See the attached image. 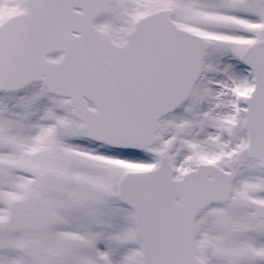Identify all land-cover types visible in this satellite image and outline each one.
Instances as JSON below:
<instances>
[{
    "label": "water",
    "instance_id": "95a60500",
    "mask_svg": "<svg viewBox=\"0 0 264 264\" xmlns=\"http://www.w3.org/2000/svg\"><path fill=\"white\" fill-rule=\"evenodd\" d=\"M25 3V11L0 24V88L19 89L42 80L49 90L74 96L60 90L87 88L90 79L92 86L113 91L110 103L92 114L111 122L103 125L107 131L121 124L124 140L113 141L139 148L153 143L158 120L190 95L209 43L178 27L167 8L138 18L119 45L94 26L112 0ZM55 52H62L60 59L47 60ZM241 59L256 81L247 98L249 145L242 156L258 159L264 167V41L248 46ZM214 168L201 164L174 179L164 157L156 171L123 175L119 198L135 213L142 264H203L194 253L193 221L223 193L221 172Z\"/></svg>",
    "mask_w": 264,
    "mask_h": 264
},
{
    "label": "rangeland",
    "instance_id": "374dc122",
    "mask_svg": "<svg viewBox=\"0 0 264 264\" xmlns=\"http://www.w3.org/2000/svg\"><path fill=\"white\" fill-rule=\"evenodd\" d=\"M163 6L173 9L181 26L212 39L211 56L237 57L248 43L264 38V0L259 5L252 0H115L111 12L99 19L97 25L110 31L119 41L136 18ZM24 8V0H0V22ZM218 71L222 72L219 68L210 69V72ZM241 79L234 82L219 77L206 79L199 85L193 99L162 121L161 140L156 145L157 150L166 148L171 155L178 170L176 176L190 167L194 158L196 161H220L218 152L224 166H231L238 172L234 199L226 206H212L198 217L195 247L199 253L201 246H208L199 253L206 264H264V169L257 160L244 161L239 157L240 148L246 144V130L242 127L245 119L241 115L243 100L239 93L234 97L235 116L231 106L232 89L238 85L243 91L251 84L249 78ZM40 89L41 85L35 84L32 90L25 91L24 96L21 95L23 102L33 100L36 103L41 98ZM202 101L203 107L200 106ZM18 131L21 128L18 127ZM225 135L228 136L227 144ZM63 136L61 132V146ZM192 154L194 158H191ZM70 163L76 169L86 167L85 162L76 163L71 159ZM82 172L85 179L93 178L103 183L93 173ZM116 172L110 177L111 185L117 178ZM107 193H101L96 203L88 200L87 210L81 209L80 212L72 209L70 200L59 198L64 219L69 220V216L83 218L75 231L84 233L98 220L102 224L96 229L98 236L91 235V246L89 236L82 239L74 235L71 240L69 234L62 232L57 238L50 235L51 239L46 241L48 246L57 242L64 248L57 264H141L139 240L130 223L131 213L116 205L114 199H108ZM65 205L71 206V213L68 210L63 212ZM95 207H99L97 212ZM62 238H68L70 246ZM55 246L51 244L50 247ZM98 246L102 247V252L98 251Z\"/></svg>",
    "mask_w": 264,
    "mask_h": 264
},
{
    "label": "flooded vegetation",
    "instance_id": "af4514ba",
    "mask_svg": "<svg viewBox=\"0 0 264 264\" xmlns=\"http://www.w3.org/2000/svg\"><path fill=\"white\" fill-rule=\"evenodd\" d=\"M218 59L214 58L211 61L213 67L225 70V66L221 65ZM202 74L229 75L221 71L209 73L203 71ZM22 91L0 92V264H37L32 256L21 250V246L29 241H36V246L40 245L46 251L55 253L56 263H58L64 248L57 242L51 243L56 244L55 247H50L51 244L48 246L46 241L51 239L50 235L57 238L62 232L72 237L78 235L82 239L89 236L88 240H91L92 234L98 236L96 229L101 228L102 224L98 220L92 227L90 224L84 233L75 231L79 228L76 225H80L82 222L80 220L83 218L69 216V220L64 219L63 214L60 213L59 198L70 200L72 209L80 212L81 209H86L88 200L90 203H96L100 194L106 189L109 188L114 195L117 180L124 171L141 169V153L81 137L77 132L80 121L66 106L67 99L48 93L45 88L40 89L44 93L40 94L41 98L36 103L33 100L23 103L19 99L11 102L12 94L13 97L15 95L22 97L20 94ZM86 105L93 108L89 101H86ZM18 127L21 131H18ZM61 132L64 135L62 146L60 145ZM63 152L65 155H60ZM159 155L155 145L150 146L144 159L148 166L144 169L155 167ZM71 159L76 163L85 162L86 167L76 169L70 163ZM222 163L221 161L220 164L223 165ZM83 170L87 171L86 174L93 173L98 176L103 183L93 178L85 179ZM115 171H117V178L114 183L113 179L111 180L113 183L111 185L110 177L115 174ZM55 175L70 178L64 194L48 189ZM77 192L80 194L77 195ZM17 201H20L22 222L52 221L53 214L57 218L56 222L39 228L29 227L27 224L19 228L9 226L7 221L12 212V206L14 207V202ZM98 208L96 207L94 211L97 212ZM15 210L17 211V208ZM66 210L70 212L71 206L65 205L63 212ZM70 220H72L71 224ZM62 239L70 246L68 238ZM88 244L91 246V241H88ZM71 247H73L72 244Z\"/></svg>",
    "mask_w": 264,
    "mask_h": 264
}]
</instances>
